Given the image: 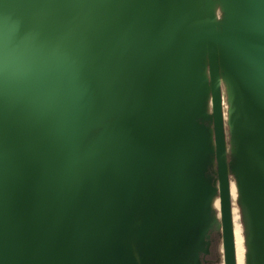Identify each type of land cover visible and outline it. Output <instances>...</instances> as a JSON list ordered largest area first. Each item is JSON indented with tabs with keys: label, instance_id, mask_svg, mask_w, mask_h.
I'll use <instances>...</instances> for the list:
<instances>
[{
	"label": "rangeland",
	"instance_id": "obj_1",
	"mask_svg": "<svg viewBox=\"0 0 264 264\" xmlns=\"http://www.w3.org/2000/svg\"><path fill=\"white\" fill-rule=\"evenodd\" d=\"M193 1L198 5L200 0ZM144 2L150 4L148 10L142 8ZM172 3L173 0H0V264H81L74 257L68 225L83 202L76 193L88 185L68 176L67 161L80 163L90 150H101V146L117 148L114 138L96 141L111 121L113 111L133 103L128 101L134 100V68L139 59L135 49L145 31V11L162 17L171 13ZM175 3L173 14L180 18L187 15ZM214 3L215 14H221L218 19L215 15L218 23L222 17L226 19L225 28L230 25L232 30L246 31L249 40L256 39L255 52L241 54L264 86V48L257 42L264 43V0ZM194 9L201 12L199 6ZM230 18L238 19L229 24ZM222 92L226 101L228 94L223 85ZM258 99L264 106V98ZM8 104L10 107L2 111ZM226 138L229 183L237 190L235 201L230 192L233 233L237 225L245 248L250 221L241 214L247 204L238 185L242 175L247 174L264 193V143L256 136L251 150L250 139L247 142V136L241 134L239 147H247L250 152H237L231 148L233 140L227 127ZM180 167L160 168L159 175L168 174L164 176L169 184L177 182L181 198L201 192L197 209L204 211V219L197 222L200 227L196 235L185 230L190 236H184L192 237L191 242L187 239L182 245L176 237V250L171 251L176 260L173 264H183V260L185 264H224L220 208L214 204H219L216 164L212 157L208 159L207 181L201 185L192 181L191 187H183L185 174ZM97 171L86 167L74 176L86 179ZM195 204L193 199L187 205L190 212ZM233 204L239 213L237 221L232 213ZM181 210L187 214L186 206ZM145 214L143 210L139 213L140 223ZM258 215L259 234L264 238V208ZM182 218L178 217V222ZM195 221L191 220V226ZM113 222L108 217L105 225L90 227V238L85 231L81 232V244L94 246L90 255L86 254L88 247H81L88 261L99 257L98 261L108 263L109 239L122 244L130 240L134 244L132 239H123L116 232L108 234ZM136 231L143 233V229ZM150 235L148 232V239ZM152 237L158 238L154 233ZM142 238L145 241V234ZM186 247L190 259L184 255ZM142 248H134L140 263L156 264L150 263Z\"/></svg>",
	"mask_w": 264,
	"mask_h": 264
},
{
	"label": "crops",
	"instance_id": "obj_2",
	"mask_svg": "<svg viewBox=\"0 0 264 264\" xmlns=\"http://www.w3.org/2000/svg\"><path fill=\"white\" fill-rule=\"evenodd\" d=\"M220 19H222L219 21L220 24L221 22L225 23L226 19L222 17ZM227 27L229 28V26ZM188 28L186 23L177 19L175 33L165 32L158 35H148L149 41L145 45V53L139 54V59L135 63L133 103L139 110L134 118V136H125L123 139L125 131L119 133L117 165L120 167V174L114 176L113 180L108 176H104L102 181L98 180V184H104L102 187L95 186V182H93L94 185L92 184L90 191V196L96 192L95 194L101 196L100 198L109 201L105 202L107 207L112 204L116 205L115 201L118 199L119 211L122 208L121 201L123 199H133L126 210L127 215L132 214L131 210L135 211L137 209L139 201H141L140 205L145 201L147 202L150 215L145 214V218L150 219V221L146 226L145 241L138 242L140 235L137 232L135 234L138 239L134 237L136 239L132 241L134 244L132 245L129 241L134 259L138 264H141L140 259H137L139 255L136 257L134 252V248L138 246L143 247L142 253L147 254L146 258L150 259V263L154 261L157 264V245L159 243H155L158 240L157 238L156 240L153 239L152 234L154 233L157 237L158 232L153 229V224L154 222L157 223L160 217L166 219V224H162L160 227L167 228L166 238H169L170 241L169 239L165 241L171 247L176 246L174 243L176 239L173 242L172 238L179 234L181 235L180 242L182 245L185 244L184 240L188 239L191 242L192 237L188 238L190 235L186 234L185 230H192L196 235L200 227L197 222L204 219V211L197 209L200 207L201 192L194 193L193 196L187 194V197L181 198L182 195L179 197L177 182L174 181V185L173 183L169 184L170 182L164 176H168V174L159 175L160 168L168 169L183 166L180 167L184 169L183 173L185 174L183 175L185 177L183 187L187 185L191 187L193 186L192 181H196V185H201L207 181L206 163L208 159L212 157L213 164H216L214 155H211V153L214 154L215 145L212 134V101L207 88L208 66L204 42L198 32H189ZM227 32L228 36L234 35L230 30ZM163 38L167 40L164 41ZM159 39H162V42L157 41ZM226 40L230 48L234 49L238 46L229 43L228 38ZM230 64L231 61L227 59L225 66L220 68V72H230ZM223 99L222 92L226 153L229 150L226 127L234 143L231 142V148L233 151L238 152L241 149L239 147L241 138H238V135L249 132L247 128L243 127L245 123H249L248 110L235 93L232 103H229L228 99L226 100L225 108L223 107ZM148 105H151L150 109H146ZM231 119H234V124L230 122ZM238 120L241 121L240 125L242 127L240 129H238L239 123L236 124V122H239ZM122 140H124V143ZM144 170L145 173L140 176V173ZM110 184L113 187L109 186ZM132 184H135V186ZM115 185H117V188H114ZM193 199H196V204L192 213L187 205L189 206ZM176 200L177 202H175ZM184 206H186L187 214L184 213L185 211L181 212L183 210L179 211L177 217H183L182 220L179 223L173 224V222L170 225L171 220L167 217ZM260 210L252 208L250 205H246L242 209L241 214L245 215L246 219L250 221L248 228L250 239L248 240L247 229L246 240L244 239L246 264H261L263 260L264 238L259 234L261 219L258 214ZM192 219L196 220L193 226H191ZM207 221L208 218L206 223ZM139 223L140 219L136 221V230ZM125 224L118 230V234L122 237L127 234ZM132 228H134V224ZM148 232L151 233L149 239ZM184 233L188 236H184ZM186 252L191 257L190 251L186 250ZM197 252L199 253L200 249ZM206 254L203 251L205 257ZM196 257L200 258L198 255ZM165 261L168 263L167 260ZM172 261H174V258ZM183 264H185L184 260Z\"/></svg>",
	"mask_w": 264,
	"mask_h": 264
},
{
	"label": "water",
	"instance_id": "obj_3",
	"mask_svg": "<svg viewBox=\"0 0 264 264\" xmlns=\"http://www.w3.org/2000/svg\"><path fill=\"white\" fill-rule=\"evenodd\" d=\"M175 1L178 2L180 7L185 10L187 15L184 17L175 16L174 8L176 6ZM174 4H170L169 12L167 15L162 17H155L148 14L144 16V23L146 24L144 34L141 38L140 45L136 47L137 55L145 53V45L149 41V34L158 35L159 33L169 32L171 34L176 31V20L182 21L186 23L188 31H192V33L198 32L204 42V48L206 52L207 58V66H208V79H207V88L211 95L212 101V121H213V140H214V157L216 160L217 167V179H218V191H219V208L221 215V231H222V241H223V256H224V264H236L235 257V248H234V233H233V224H232V215H231V198H230V183H229V173H228V164H227V153H226V141L224 135V126H223V115H222V85L226 87L227 91V99L229 103H232L234 98V93L237 95L239 100L245 105L248 110L249 123L244 124L243 127L247 128L249 132L245 136H247V142L250 139V149L252 150L255 146L256 136L259 140L264 143V106H262L261 101L258 99V96H262L264 98V86H262L259 81L254 76L252 69L248 66L245 55L241 54L242 51L244 53L246 51H251L254 53V43L255 40H249V37L246 31H236L232 30L224 26V22L218 23L215 18V3L214 0H200L198 5L194 3L193 0H173ZM199 6V11H195V7ZM143 9L148 10L150 8V4L147 2L143 3ZM238 19V18H237ZM230 18L229 24L232 23V20H237ZM231 31L234 35L228 36L227 31ZM227 33V34H226ZM157 37V36H155ZM229 39V43H233L236 48H230V45L227 44V40ZM166 41V38H163ZM162 42V39L157 40ZM156 41V42H157ZM170 42V41H169ZM263 48L264 43L262 40L257 41ZM137 58V56H136ZM229 59L231 61V70L220 72V68L225 66L226 60ZM110 62V61H109ZM135 71V68H134ZM135 73V72H134ZM135 80V79H134ZM106 85V84H105ZM123 97V95H121ZM134 97V96H133ZM122 99V98H121ZM133 99V98H132ZM120 100V99H119ZM133 102V101H128ZM128 105V103L126 104ZM235 106V105H234ZM10 105L3 107L2 111L8 109ZM151 105H148L146 109H150ZM118 108V107H117ZM157 108V107H155ZM237 109V108H236ZM138 107L134 103L129 105L128 107L118 108V111H113V116H111V121L107 123L103 129V131L99 134L98 141H104L106 138H114L117 142V148L108 149L107 146H101V150H90L89 153L84 157L83 161L77 164H73L70 161H67V172L69 173V177L73 180H79L80 183L85 181L87 183V188H80L81 191L76 193V196L81 198L83 201L77 209L74 211L75 215H72L70 223L68 225V231L72 233V251L76 261L81 264H110L109 261L117 264H138L133 256V251L130 248L131 244H122L121 241L107 240L106 245L108 251L111 256H108V263L103 262V260L98 261L99 257H95L93 261H88L85 258L84 252L81 247H88L86 254L90 255L94 253L92 251L94 249L93 245L83 246L81 244V232L85 231L90 238V227H100L103 224L105 225V221L108 217L113 219V223L111 224L109 230H107L108 234L111 231L116 232L118 234V230L124 224L126 225L127 234L123 236V238H129L134 240L136 230H132V225L135 224L136 221L140 219L139 213L146 212V214L150 215V208L145 201L140 205L141 201H139V206L135 211H132V214L127 215V208L133 199L129 198L127 200L123 199L122 208L119 211L118 203L119 200L116 199V205L112 204L109 207L105 206V202H109L107 200H103L100 198L98 194H94L90 196V191L93 182H95V186H104V184H98L97 181H102L103 177L108 176L112 180L114 176L120 174V167L117 165L118 163V146H119V133L125 131L123 139L125 136H134L133 126H134V118L136 112L138 111ZM238 112V109H237ZM116 114V115H115ZM236 122L238 125V129L242 126L240 125L241 121ZM231 123L234 124V119H231ZM251 127V128H250ZM123 128V129H122ZM128 133V134H127ZM241 135H238L240 138ZM124 140H122L123 142ZM95 142V143H96ZM94 143V144H95ZM124 143V142H123ZM249 144V143H248ZM246 149L248 152L249 148H245L244 146L239 150ZM202 151V150H201ZM246 151V152H247ZM258 155H261L258 153ZM63 156V160H64ZM67 159V158H66ZM114 160V161H112ZM90 164V165H88ZM116 164V166H115ZM90 167L91 169H98L96 174L90 175L89 177L83 178L82 176L75 175L74 173L77 171H81L83 168ZM173 166V165H172ZM145 173V170L140 173L142 176ZM156 175V174H155ZM92 180V181H91ZM75 182V181H73ZM92 182V183H91ZM94 185V184H93ZM135 186V184H132ZM112 186L113 185H109ZM240 196L245 200L247 205H250L252 208L262 209L264 208V193L262 190L255 184H253V178L249 177L247 174L242 175V180L238 185ZM117 188V185L114 186ZM243 189V190H241ZM116 192V190H115ZM114 196V195H112ZM259 196L258 199H256ZM103 201V202H102ZM143 202V201H142ZM117 206V208H116ZM181 209L175 210V213H178ZM126 212V213H125ZM125 214V216H124ZM105 215V216H104ZM154 215V214H153ZM167 218H170L171 216ZM104 217L106 219L104 220ZM150 218V216H149ZM73 219V221H72ZM104 220V221H103ZM125 221V222H124ZM148 221L150 219L145 218L142 223H140V227L137 229L139 232L143 229V233H140L138 242H144L142 235L146 236V226L148 225ZM154 222V221H153ZM174 222V223H173ZM179 223L178 217L172 219L170 225ZM166 224V219L160 218L157 223L154 222V230L160 236L157 238L158 250V260L157 264H167L165 260L169 264H173V257L171 256V250L175 249V247H171L168 243H166V231L167 228H161L160 225ZM86 226V228L84 227ZM97 231L99 229H96ZM94 230V232H96ZM138 234V232H137ZM180 234L174 236L172 238L173 242L176 237L181 241ZM169 239V238H168ZM167 239V240H168ZM176 239V240H177ZM130 241V240H129ZM170 241V239H169ZM131 242V241H130ZM91 247V249H90ZM181 248V247H180ZM146 250H148L146 248ZM176 250V249H175ZM187 247L185 248L186 252ZM154 254V252H153ZM152 254V255H153ZM187 255V252L184 254ZM188 256V255H187ZM172 257V258H171ZM177 257V256H176ZM178 258V257H177ZM190 259L191 257L188 256ZM169 259V260H168ZM172 259V260H171ZM187 259V260H189ZM175 260V258H174ZM186 260V261H187ZM176 262V260H175ZM185 262V261H184ZM176 264V263H175ZM180 264V263H179ZM264 264V256L262 263Z\"/></svg>",
	"mask_w": 264,
	"mask_h": 264
},
{
	"label": "bare ground",
	"instance_id": "obj_4",
	"mask_svg": "<svg viewBox=\"0 0 264 264\" xmlns=\"http://www.w3.org/2000/svg\"><path fill=\"white\" fill-rule=\"evenodd\" d=\"M215 15H216L217 19L221 16V14H219L218 12H216ZM225 106H226V101L223 99V107H225ZM230 192H231L232 200L235 201L236 195H237V190H236V187L234 185H232L230 187ZM214 204L218 209V207H219L218 202H215ZM236 207L234 205L232 208V213L235 216L234 217L235 221H237V219H239V215H238L239 213H238V209ZM234 248H235L236 264H244L245 263V248L243 246V237H242L241 232H240L237 225H235V228H234Z\"/></svg>",
	"mask_w": 264,
	"mask_h": 264
}]
</instances>
